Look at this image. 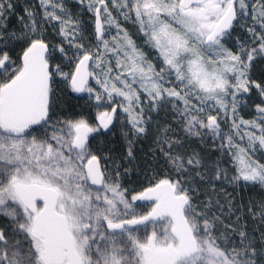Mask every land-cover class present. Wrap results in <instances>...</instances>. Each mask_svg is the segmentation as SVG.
Here are the masks:
<instances>
[{
  "label": "snow or ice",
  "instance_id": "snow-or-ice-1",
  "mask_svg": "<svg viewBox=\"0 0 264 264\" xmlns=\"http://www.w3.org/2000/svg\"><path fill=\"white\" fill-rule=\"evenodd\" d=\"M0 264H264V0H0Z\"/></svg>",
  "mask_w": 264,
  "mask_h": 264
},
{
  "label": "rangeland",
  "instance_id": "rangeland-1",
  "mask_svg": "<svg viewBox=\"0 0 264 264\" xmlns=\"http://www.w3.org/2000/svg\"><path fill=\"white\" fill-rule=\"evenodd\" d=\"M32 2H35V0H32ZM257 71H259V66L257 67ZM253 99H255V97H254ZM69 103H71V104H75L76 101H75V100H71V101H69ZM251 111H252V109H248V110H246L243 114H244L246 117H248V116H250Z\"/></svg>",
  "mask_w": 264,
  "mask_h": 264
}]
</instances>
